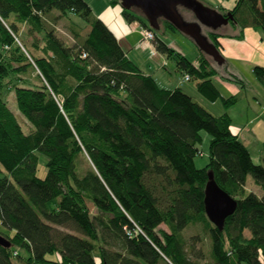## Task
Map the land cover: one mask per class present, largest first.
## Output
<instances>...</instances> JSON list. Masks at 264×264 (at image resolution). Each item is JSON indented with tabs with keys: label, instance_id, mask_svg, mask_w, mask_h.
<instances>
[{
	"label": "trees",
	"instance_id": "1",
	"mask_svg": "<svg viewBox=\"0 0 264 264\" xmlns=\"http://www.w3.org/2000/svg\"><path fill=\"white\" fill-rule=\"evenodd\" d=\"M215 9L233 18L201 28L217 49L219 38L232 36L229 27L237 37L247 26L264 33V0ZM120 13L126 23L149 28L137 9ZM58 20L73 43L57 35ZM157 22L155 50L174 57L197 92L224 108L238 101L212 82L219 75L247 86L225 61L198 50L191 63L160 36L176 31L173 25ZM252 71L264 89V67ZM11 93L31 125L27 133L9 108ZM202 130L211 137L209 160L197 168ZM38 153L47 159L43 177L35 175ZM78 157L87 164L82 175ZM260 157L262 164L252 161L225 112L214 116L182 88L163 89L141 72L86 1L0 0V234L10 242L0 246V264H203L198 235L183 233L189 225L207 234L209 264H264V194L246 188L251 176L264 192V142ZM210 171L237 202L222 230L204 212Z\"/></svg>",
	"mask_w": 264,
	"mask_h": 264
},
{
	"label": "rangeland",
	"instance_id": "2",
	"mask_svg": "<svg viewBox=\"0 0 264 264\" xmlns=\"http://www.w3.org/2000/svg\"><path fill=\"white\" fill-rule=\"evenodd\" d=\"M86 1L92 10V14H94V16L97 18H99L100 16L105 15V12L107 10V8L110 6V4L107 2V0H84ZM200 1L202 4H204L205 6L209 7V8H215L214 6H216V2L219 0H198ZM221 2L229 5V7H233L235 0H220ZM116 9L120 10V5H116L114 6ZM246 11H244V13L242 12L241 14H243L245 16ZM106 17V16H105ZM77 24H82V22L80 20H76ZM55 27L57 30V35L64 40L65 42H69V43H73V39L72 36H70L68 27L66 26V22L63 21H57L55 23ZM231 32H236V30L231 29V27H229ZM166 34V35H165ZM165 34L160 35L161 38L163 39V41H165V43H167L168 45H170L174 50L185 54L189 60L193 61L195 58V53L198 51L195 43H193L188 37H186L184 34L182 35L180 32L178 31H167ZM174 63V64H173ZM252 61H236V60H232L231 61V65H232V72L239 77L240 79H242L244 82L247 83V89L249 92H253L256 93L257 95H260V91H263V87L261 85V83L257 82L254 75L252 74V67H254L255 64H252ZM169 67H165L163 68V70H161V72L159 71V73H164L166 70H169L170 67L175 66V59L174 57L169 59ZM161 69V68H160ZM141 71H147L145 69V67H142V69H140ZM174 75V73H173ZM179 75V76H178ZM178 75H174L175 76V82L176 83H172L171 82H167V79H162L161 77H155V81L157 83V85L161 88H166V89H174L175 85L178 83H181L182 88L184 89V91L189 92V94L193 97V99L198 102L201 106H203L207 111H211L213 113H218L220 107L224 106L221 104L220 100H214L211 101L208 98H205L203 95H201L199 92H197V90L195 89L196 85H195V81L194 80H184V76L178 74ZM219 79H221V77L219 75L214 76L212 78V82L216 85L219 86V88H221V83H219ZM226 83L229 84V86H231L232 88H236L238 89L240 87V84H237L235 82H233L232 80H228L226 81ZM227 84V85H228ZM241 88V87H240ZM222 94L223 91H222ZM227 96V95H226ZM240 96V95H239ZM7 103L9 105L10 110L12 111V113L14 115H16L19 124H21L22 130L24 133H27L30 129H31V125L28 124L27 121H25V119L23 118V116L21 114H19L17 107H16V103L14 102V94L11 93L8 98H7ZM232 106V107H231ZM232 110L231 114L233 117V122L231 121V126L233 127H241L243 126L242 124H244V122H251V120L253 121H258L259 124H261V130H257L256 131V135L257 138L253 140V142H256L255 144L252 143V145H249V151H250V157L253 158V162L255 164H262L261 162V157L259 153V140L262 139L263 135H264V103H262L261 107H257L255 108L252 104H251V99L249 98V93L243 94V96H241V98H239V100L235 103H233L232 105L229 106ZM229 109V108H226ZM218 111V112H216ZM220 114V113H218ZM218 114H215L216 116H218ZM254 117L257 119H254ZM261 117V118H260ZM260 118V119H259ZM259 119V120H258ZM254 122V123H255ZM240 123V124H238ZM240 125V126H237ZM253 125H250L249 127L251 128ZM263 127V129H262ZM263 134V135H262ZM201 135V142L198 144L197 148L199 149V154L194 158L195 159V166L197 168L204 166L207 162H208V151H209V141L210 138L208 136V134L205 131H201L200 132ZM263 141V139H262ZM261 141V142H262ZM258 142V143H257ZM39 156V160L37 163V169L35 172V175L37 177H43L46 173V166H45V162H46V158L44 155H41L40 153H38ZM77 171L79 174L82 175V173H84L85 169L87 168V164L85 163L84 159L78 157L77 159ZM5 175L4 169L0 167V176ZM247 181H246V188L249 189V191L252 192H256L258 194H264V192L259 189V187H257L254 184V180L253 178H251V176H247ZM90 207V210L92 213H94L95 208ZM161 227L165 230H167L166 226L163 224H160ZM64 229V228H63ZM0 230H5L4 227L1 224L0 221ZM67 231H70L68 229H64ZM72 232V231H70ZM74 233V232H72ZM184 235L186 238L192 237V235L197 236L198 238L195 239V245L199 248H201L202 251H204V255L205 259L203 260V264H209L211 262V258L208 255V250H209V244H208V236L207 234H205L199 227L197 226H191L190 225L183 231ZM20 255L23 257H26V252H24L23 250L19 251ZM13 264H19L17 259H13Z\"/></svg>",
	"mask_w": 264,
	"mask_h": 264
},
{
	"label": "crops",
	"instance_id": "3",
	"mask_svg": "<svg viewBox=\"0 0 264 264\" xmlns=\"http://www.w3.org/2000/svg\"><path fill=\"white\" fill-rule=\"evenodd\" d=\"M214 7H219L224 10H229L232 8V7H229V5L221 2L220 0L216 2V6ZM99 18L107 26V28L110 29L112 34L115 35L118 44L121 45L122 49L125 52V55H127V58L130 61H132L133 64L137 66L139 69H142V67H145L147 71L142 70L143 73H145L146 75L152 76L154 79L155 77L159 76L162 79H167V82L172 81V83H176L174 75L180 74L176 70V64L175 66L170 67V69L166 70L164 73L162 74L159 73V71L161 72L163 68L169 67L170 65L169 59H171V57H167L165 54L158 53L155 50V47L153 46V44L149 45V44H145L141 42L142 36H141V33L139 34L138 32L137 23L135 21L126 23L120 13V10L116 9L114 6H111V5L107 8L105 15L100 16ZM59 21H62V20H59ZM237 34H239L238 29L236 32L232 33L231 37H223V38L218 39L219 41L218 50L220 51L222 57L224 58V61L226 62L225 64L226 69L232 72V65H231L232 60L247 61V62L252 61L253 62L252 64H255L254 66L260 65L264 67V33L263 31L260 28H253V27L247 26L241 32L240 37H237L236 36ZM168 46L171 49H173L170 45ZM182 55L184 56L185 54H182ZM198 56H199V52L197 51L195 53V58L193 61L189 60L187 56L186 57L188 58L189 61H191V63L195 64V61L197 60ZM252 74H253V71H252ZM180 75L183 76V74H180ZM219 80H220L219 83H221L220 84L221 88H219L218 85L214 83L213 84L215 85V87L218 89L219 93L223 97H228L229 95H237L239 98H241L243 94L249 93L251 104L255 108L261 107L262 103H264V89L262 92L260 91V95H257L256 93L249 92L247 89V86L241 87V88L239 87L238 89H236V88H232L231 86H229V84L226 83L227 80L223 78ZM174 85L175 87L182 88L181 83L177 82V84H174ZM222 91L224 94H222ZM187 93L189 94V92ZM230 109H231L230 107L229 109L220 107V109L218 110L219 112L218 111L216 112L220 114L225 112L227 115L230 116L231 121L233 122V117L232 115H230L232 110ZM210 113L214 116H216L215 114H218V113H213L211 111ZM254 119L256 118L254 117ZM254 122L255 121L251 120V122H244V124H242L243 126L241 127H238V128L233 127L236 133V136H238V138L244 142L245 146H247L248 151H249V145H252V143L254 144L256 143V142H253V140L257 138L256 131L261 130V126H260L261 124H259L258 121H256L255 123ZM250 125H253V126L250 128L249 127ZM237 126H240V125H237ZM262 139L259 140V145H258L259 153L263 149L264 135ZM249 154H250V151H249ZM252 161H253V158H252Z\"/></svg>",
	"mask_w": 264,
	"mask_h": 264
},
{
	"label": "water",
	"instance_id": "4",
	"mask_svg": "<svg viewBox=\"0 0 264 264\" xmlns=\"http://www.w3.org/2000/svg\"><path fill=\"white\" fill-rule=\"evenodd\" d=\"M120 7L124 10L135 8L143 15L148 27L154 31L159 29L157 19L163 18L169 22L176 31L184 34L198 50L207 54L213 62L223 64L224 58L220 51L203 36L201 28L212 30L225 26L233 20L228 11L225 15L217 9L209 8L198 0H119ZM177 7L184 8L194 15L195 21H184ZM207 182L204 186V212L210 223L222 230L224 220L233 214L237 202L224 190H221L213 179L212 171L207 174ZM0 246L9 248L10 242L0 234Z\"/></svg>",
	"mask_w": 264,
	"mask_h": 264
},
{
	"label": "built area",
	"instance_id": "5",
	"mask_svg": "<svg viewBox=\"0 0 264 264\" xmlns=\"http://www.w3.org/2000/svg\"><path fill=\"white\" fill-rule=\"evenodd\" d=\"M136 23H137L138 32H139V34L141 33V36H142L141 42L151 45L152 41L155 37L154 33L152 32V29L144 27L141 23H138V22H136ZM184 80L189 81L190 76L188 74H186L184 76Z\"/></svg>",
	"mask_w": 264,
	"mask_h": 264
}]
</instances>
